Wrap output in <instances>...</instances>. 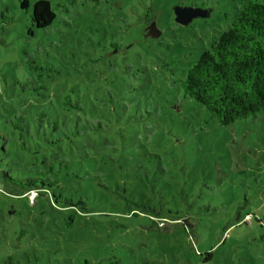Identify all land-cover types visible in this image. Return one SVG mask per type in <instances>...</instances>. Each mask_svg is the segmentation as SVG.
I'll list each match as a JSON object with an SVG mask.
<instances>
[{
	"label": "rangeland",
	"instance_id": "374dc122",
	"mask_svg": "<svg viewBox=\"0 0 264 264\" xmlns=\"http://www.w3.org/2000/svg\"><path fill=\"white\" fill-rule=\"evenodd\" d=\"M20 1L0 0V264H264V110L222 125L181 87L242 0H50L43 29Z\"/></svg>",
	"mask_w": 264,
	"mask_h": 264
},
{
	"label": "trees",
	"instance_id": "16d2710c",
	"mask_svg": "<svg viewBox=\"0 0 264 264\" xmlns=\"http://www.w3.org/2000/svg\"><path fill=\"white\" fill-rule=\"evenodd\" d=\"M20 7L26 9L28 1L21 0ZM55 16L50 0H35L32 3L31 27L46 28ZM110 44L116 51L117 43ZM181 87L186 97L199 102L222 125L264 110L263 2L242 0L230 26L221 31L210 47L202 50L196 62L186 70ZM20 185L28 190L40 188L39 182L32 178H26L25 185ZM64 203L73 206L67 200ZM69 217V221L65 219L67 225L72 220V215ZM207 256L211 255L208 253ZM76 264L120 262L114 258L91 260L82 257Z\"/></svg>",
	"mask_w": 264,
	"mask_h": 264
},
{
	"label": "water",
	"instance_id": "95a60500",
	"mask_svg": "<svg viewBox=\"0 0 264 264\" xmlns=\"http://www.w3.org/2000/svg\"><path fill=\"white\" fill-rule=\"evenodd\" d=\"M206 16V12L203 10H199L198 8L192 7H179L176 6L174 8V18L175 21L179 24H187L195 17H204ZM161 34V31L158 29L154 21H151L147 26V31L145 36H150L152 38H157Z\"/></svg>",
	"mask_w": 264,
	"mask_h": 264
}]
</instances>
